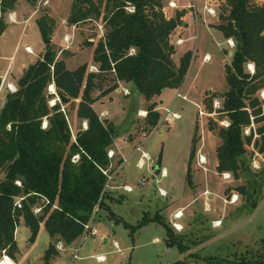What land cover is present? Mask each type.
<instances>
[{
  "label": "trees",
  "instance_id": "trees-1",
  "mask_svg": "<svg viewBox=\"0 0 264 264\" xmlns=\"http://www.w3.org/2000/svg\"><path fill=\"white\" fill-rule=\"evenodd\" d=\"M27 1L31 5L37 3V0ZM219 1L218 28L226 39L235 41L236 47L231 63L226 65L228 90L218 110L229 125L218 128L221 142L217 147V170L232 173L235 179H247L238 190L252 210L262 190L264 170L251 167L246 146L253 142L254 133L245 135V130L262 120V104L255 95L264 88V3ZM13 2L3 0V14L14 8ZM3 14L0 36L7 28ZM183 16L184 12H179L167 17L163 0H74L68 18L70 25L101 21L104 27L94 50L93 64L99 66L98 73L88 71L87 64L69 70L65 61L58 58L50 39L55 20L47 15L37 20L46 44L45 53L24 70L16 82L17 90L7 93L0 111V251L6 250L13 257L17 249L15 230L21 216L32 238L37 236L42 223L49 233L51 243L45 253L46 264L58 254L60 242L71 245L83 236V225L102 195L99 209L105 206L109 193L104 192L108 178L102 170L116 171L109 151L119 136L117 126L109 119H102L94 107L99 98L94 96L99 73L113 72L118 81L132 85L144 95L149 103L145 116L148 126L144 130L151 133L161 119L153 100L158 98L159 103L165 90L180 89L193 60L192 51L183 55L179 65L173 59L177 51L173 38ZM250 63L255 66L254 73L247 69ZM52 84L67 102L56 100L51 104L55 94L48 88ZM74 113L78 120L88 123L87 129H76L75 137L70 120ZM256 132L262 136V142L255 139L254 146L264 151V126ZM195 152L194 141L191 157ZM75 155H79L77 161H73ZM157 164L160 172L161 161ZM17 181L22 185H17ZM188 182L191 183L190 169ZM26 195L23 209L14 218L16 199ZM44 199L49 203L45 204ZM37 205H43L39 214L33 211ZM118 221L130 228L132 236L149 223L161 224L167 232L168 247H176L182 254L190 251L184 236L176 234L161 213L144 216L137 225L124 219ZM198 259L208 264L224 263V259L202 258L190 252L170 264H192ZM228 263L264 264V255L254 261L244 257Z\"/></svg>",
  "mask_w": 264,
  "mask_h": 264
},
{
  "label": "rangeland",
  "instance_id": "rangeland-1",
  "mask_svg": "<svg viewBox=\"0 0 264 264\" xmlns=\"http://www.w3.org/2000/svg\"><path fill=\"white\" fill-rule=\"evenodd\" d=\"M13 1L14 8L3 14L8 28L5 35L0 36V75L6 76L0 92V111L7 93L11 91L8 83L17 88L13 82L23 75L24 66L35 63L45 53L46 44L37 24V20L44 15L56 22L50 39L56 46L58 58L65 61L67 68L75 70L87 64L88 71L99 72V66L93 62L95 46L104 32L101 21L70 25L68 18L74 0H37L36 5L27 0ZM177 1L188 12L183 10L186 25L178 28V36L182 35L185 41L178 45L176 42L178 47L173 59L179 65L186 52L192 51L194 57L186 81L181 90H165L159 103L158 98L153 100L159 107L161 119L158 127L148 133L144 130L148 126L146 117L139 112L146 111L149 105L144 95L132 85H129L130 94H125V88L117 92L115 89L120 87V83L114 78V73H99L94 92V96L99 95V98L94 107L98 112L104 108L114 112L113 122L119 133L112 148L115 151L113 167L117 170L114 188L108 190L105 206L99 209L93 222L99 233L96 236L83 235L71 245L63 243L61 248L57 247L58 254L50 260V264H169L190 252L202 258L224 259L223 264H229L228 261H240L244 257L254 261L264 255V182L258 193L257 206L250 210L246 198L238 190L247 179H235L232 173L217 170V147L221 142L218 128L228 123L218 109L222 107L223 95L228 90L226 65L231 63L232 58L229 52H234L236 46H229L218 28L221 24L219 0ZM258 1L264 3V0ZM165 3V13L171 18L173 16L167 9L171 6L166 0ZM196 35L197 40L194 38ZM88 38L93 45L89 44ZM27 47L33 50L32 56L17 64L15 59L27 55ZM206 54L211 57L209 61L203 59ZM12 64L13 68L5 71ZM92 66H97L98 71H91ZM109 92H112L111 96L100 102ZM178 92L187 98L177 97ZM54 96L51 101H60L58 93ZM255 96L262 104V120L252 123L245 130V135L254 133L253 142L246 146V155L252 169L261 171L264 170V151L254 146V141L259 139L260 144L262 142V136L256 130L264 126V88ZM161 100L165 103H160ZM165 107L181 117L173 119L167 115ZM75 116L74 113L70 118L73 133L79 127L85 129V121L81 122ZM194 141L196 152L191 157ZM137 145L151 154L154 163H150V170L147 166L143 169L137 167L141 155V151L135 150ZM202 156L205 162H201ZM160 161L163 169H168L169 176L167 174L162 181L156 182V178H161L157 164ZM189 169L191 183L188 182ZM143 178L147 180L145 185L139 183ZM124 184H130L134 190L125 191L122 188ZM159 186L166 190L165 197L161 196ZM233 195L239 196L235 203L229 202ZM178 208H184L187 224L180 232L172 223L176 220L173 214ZM157 213H161L171 224L176 234L184 236L185 243L190 246L189 252L182 254L176 247H168L167 232L161 224L149 223L132 236L130 228L125 227L123 221H118L124 219L131 225H137L144 216ZM19 221L15 230L17 249L13 257L7 253L16 264H46L45 253L51 238L44 224H41L37 236L32 238L23 216ZM114 242L124 254L117 251ZM76 248L79 257L73 259ZM2 255L3 251H0V258ZM99 255H103L105 260H98ZM192 264L208 263L198 259Z\"/></svg>",
  "mask_w": 264,
  "mask_h": 264
},
{
  "label": "built area",
  "instance_id": "built-area-1",
  "mask_svg": "<svg viewBox=\"0 0 264 264\" xmlns=\"http://www.w3.org/2000/svg\"><path fill=\"white\" fill-rule=\"evenodd\" d=\"M168 5L171 6L172 8L176 7V3L175 2H172V1L169 2ZM210 11L212 13H215V10L212 9V8H210ZM195 18L197 19L196 12H195ZM66 40H67V37H66ZM226 40H227V44L229 46H235V41L233 39L230 38V39H226ZM183 42H184L183 39H178L177 40V44H181ZM26 50H27V52H29L31 54L33 53V50L30 47H27ZM210 58H211L210 55L209 54H206L203 59H204V61H209ZM248 69L250 70L251 73H254L255 72V66H254V64H252V63L248 64ZM94 70L95 71H98L97 66H92L91 67V71H94ZM8 85H9L11 91H16L17 90V88L13 84H8ZM52 85H54V84H52ZM52 85H50L49 88H48L49 92L52 93V94H57L56 87L54 86V89H52L51 88ZM124 92H125V94H130V91L128 89H124ZM177 97L187 98V97L183 96L180 92H178ZM53 102L54 101H52L51 104H53ZM164 110L167 113V115H169V116L171 115L173 117V119H179L181 117L177 112H173L171 110V108H169V107H165ZM139 112H140L141 116H144L145 117L147 115V111H139ZM228 125H229V122L226 124V126H228ZM46 126H47V123L44 122V127H46ZM84 127H85V129L88 128L87 122L84 123ZM137 151H141V155H140V158L138 159L137 166L140 169H143V168H145L147 166V167H149V170H150L152 168V166H151L150 163H152V162L154 163V161L152 160L151 156L147 152L142 151V149L140 147L137 148ZM114 156H115V151L112 149V150L109 151V157L110 158H113ZM78 158H79V155H75L73 157V159L75 161H77ZM200 160H201V162H205V157L202 156ZM102 171H103V173L108 178L107 184H106V187H105V191H104V192H106V191L111 190L112 188H114L113 182H114V178H115V172L117 170L114 173H110L108 170H102ZM152 174H153V172H152ZM167 174L168 173H167V171L165 169H162L161 170V177H166ZM224 175H225V177L229 176V174H224ZM146 181L147 180L145 178H143V179H141L139 181V183L142 184V185H145L146 184ZM157 182H159V180ZM16 184L19 185V186L22 185L21 184V181H17ZM119 187H121V186H119ZM122 188L125 191H127V192H132L134 190V188L131 185H129V184H124L122 186ZM159 192H160L161 196H164L165 197L167 195L166 190H164L160 186H159ZM27 196L28 195H26V196H20V197H18L16 199L15 204H14V209H13V216H14V218L16 217L17 212H19V211H21L23 209V207H24V200L26 199ZM102 196L100 197L98 203L96 204V206L94 208V211H93L91 217L89 218L88 222H86L83 225L84 226V234L83 235L96 236L99 233L97 227L93 225V222L95 221L96 214L99 211L100 203L102 201ZM238 198H239L238 195H233L231 201H229V202L235 203V202H237ZM44 202H45V204H48L49 203V201L47 199H44ZM42 209H43V205H37V206L34 207L33 211H34L35 214H39V213H41ZM183 215H184L183 214V210H178L175 214H173V217L176 220L175 221H172V223H173V226H174L175 230H177L179 232L183 230V225L178 220L181 219L183 217ZM219 222L220 221H215V223H219ZM62 244H63V242H60L57 245V247L61 248L62 247ZM114 246H115V248L117 249L118 252H120L121 254H124V252L121 251V249H120V247H119V245H118L117 242H114ZM78 252H79V250L76 248L74 250L73 259H77L79 257ZM97 259L100 260V261H104L105 260V257L103 255H99V256H97ZM0 264H16V263L13 261V259L7 253V251L6 250H3V255L0 258Z\"/></svg>",
  "mask_w": 264,
  "mask_h": 264
},
{
  "label": "crops",
  "instance_id": "crops-1",
  "mask_svg": "<svg viewBox=\"0 0 264 264\" xmlns=\"http://www.w3.org/2000/svg\"><path fill=\"white\" fill-rule=\"evenodd\" d=\"M175 2L176 3V7H174V8H172V7H167V9L170 11V13L172 14V16L174 17V15H176L177 13H179V12H184L183 10H185V11H187L188 12V10H186L185 8H182V6L183 5H180L179 4V2L177 1V0H166V2L168 3V2ZM163 3L164 4H166L165 3V0H163ZM186 12V13H187ZM185 17V16H184ZM184 17H182L181 19H182V24L181 25H186L185 23H184ZM182 26V27H183ZM8 28V27H7ZM178 28H179V26H178ZM178 28L176 29V33H175V35H174V37H175V40H174V38H173V42L176 44V42H177V40L178 39H183V37H182V35L181 36H178ZM184 28V27H183ZM5 33H6V31H4V34L3 35H5ZM2 35V36H3ZM178 37V38H177ZM196 40L198 39V35H196L195 37H194ZM184 40V39H183ZM185 41V40H184ZM184 43V42H183ZM26 45H28V44H26ZM30 45V44H29ZM178 45V44H177ZM176 45V48L178 47ZM196 48L197 47H195V50H196ZM25 52H26V54L27 55H24V56H22V57H20V58H16L15 60H16V62H17V64H19V61H20V63H22V61L23 60H26V59H29L31 56H32V54H30V53H28L26 50H25ZM195 54V53H194ZM195 56V55H194ZM1 58H5V57H3V56H1ZM194 58V57H193ZM6 59V58H5ZM13 68V64L9 67V66H7L5 69H7V70H5V71H7V72H9L8 70H10V69H12ZM15 68V67H14ZM24 68H27V67H25L24 66ZM5 79H6V76H5ZM118 81V80H117ZM119 83H120V87H118V88H116V91L117 92H120V91H122V88H125V89H128L129 90V84H123V82H120V81H118ZM14 84H16V82H13ZM8 84H10V83H8ZM177 90H179V89H177ZM181 90V89H180ZM111 93L112 92H109V93H107V94H105L101 99H100V102H102L103 103V100H104V98H106V97H108V96H111ZM96 97H99V95H97ZM160 99H161V97H160ZM159 99V100H160ZM96 103V102H95ZM165 103V102H164ZM95 105V104H94ZM115 111H117V110H115ZM100 117L102 118V119H109V120H111V121H113V119H114V117H113V113L114 112H112V111H110V110H108V108H104L103 110H101L100 112ZM86 122V121H85ZM84 122V123H85ZM74 131V130H73ZM134 140V139H133ZM138 147H140L139 145H137L136 146V148H135V150H137V148ZM142 151H145V152H147L150 156H151V154L148 152V151H146V150H143L142 149ZM120 154L122 155V151L120 152ZM122 157V156H121ZM139 158H140V156H139ZM138 162V161H137ZM136 165H137V163H136ZM138 167V166H137ZM139 168V167H138ZM162 169H163V167H161ZM164 169L168 172V176H169V171H168V169L166 168V167H164ZM162 178H165V177H161V178H159V179H157L156 178V182L159 180V182L160 181H162ZM130 185V184H129ZM179 210H182V209H184V208H178ZM177 209V210H178ZM183 217L181 218V219H179V222L183 225V230L185 229V221H184V217H185V213H184V210H183ZM187 225V224H186ZM167 239V238H166ZM154 240H157V239H154ZM106 242H107V240H105ZM170 264V263H169Z\"/></svg>",
  "mask_w": 264,
  "mask_h": 264
},
{
  "label": "water",
  "instance_id": "water-1",
  "mask_svg": "<svg viewBox=\"0 0 264 264\" xmlns=\"http://www.w3.org/2000/svg\"><path fill=\"white\" fill-rule=\"evenodd\" d=\"M2 3H3V0H0V19H1V17H2ZM229 54L231 55V56H233V52L232 51H230L229 52ZM4 81H5V77H4V75H0V92H1V90H2V87H3V85H4ZM58 99L60 100V101H62V102H67V98L62 94V93H58ZM164 101L163 100H161L160 101V103H163ZM55 103V102H54ZM53 103V104H54Z\"/></svg>",
  "mask_w": 264,
  "mask_h": 264
},
{
  "label": "bare ground",
  "instance_id": "bare-ground-1",
  "mask_svg": "<svg viewBox=\"0 0 264 264\" xmlns=\"http://www.w3.org/2000/svg\"><path fill=\"white\" fill-rule=\"evenodd\" d=\"M51 88H52V89H54V85H52V87H51ZM54 102H55V101H54ZM54 102H53V103H54Z\"/></svg>",
  "mask_w": 264,
  "mask_h": 264
}]
</instances>
